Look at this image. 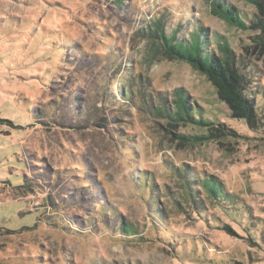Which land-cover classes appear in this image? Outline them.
Masks as SVG:
<instances>
[{"label": "rangeland", "instance_id": "1", "mask_svg": "<svg viewBox=\"0 0 264 264\" xmlns=\"http://www.w3.org/2000/svg\"><path fill=\"white\" fill-rule=\"evenodd\" d=\"M225 1L249 24L250 4ZM210 6L0 0V264H264V53ZM156 22L185 40L200 27L216 54L224 37L256 127L204 75L155 51ZM201 47L207 56L206 37ZM176 89L236 134L176 139L204 132L155 112ZM185 176L211 177L217 197L193 184L186 198Z\"/></svg>", "mask_w": 264, "mask_h": 264}, {"label": "trees", "instance_id": "2", "mask_svg": "<svg viewBox=\"0 0 264 264\" xmlns=\"http://www.w3.org/2000/svg\"><path fill=\"white\" fill-rule=\"evenodd\" d=\"M254 8L253 17L249 24L245 22L238 8L225 0H210V10L213 15L225 21L228 25L242 31L251 30L254 34L250 37V43L244 45L258 49L264 53V0H243ZM156 52H160L165 58L177 60L190 65L195 71L204 75L216 89L219 99L229 108L234 118L243 120L250 129L256 127V116L253 101L246 95V80L240 68L237 66V58L229 47L224 37L219 36L216 43L217 54L208 49L211 39L206 32L196 27L191 36L185 40L177 36V31L165 32L164 25L156 22L152 29L147 31ZM203 37L207 38V48L204 56L201 43ZM174 105L170 107L166 101L163 105L156 106L155 112L167 118L170 127L187 125L203 129L204 132L193 135L175 134L176 139L186 141L190 144H202L209 142H220L224 137L236 134L227 128L222 122H215L209 118H203L200 107L191 103L188 95L181 89L174 91ZM188 173H186L187 175ZM184 177V176H181ZM195 178L183 179L182 187L184 195L191 196V188L200 187L209 198L217 197L219 187L211 177H202L199 183ZM200 179V178H199ZM195 185L196 187L192 186ZM199 190V189H198ZM222 188V193H223ZM198 193V191H197ZM128 227L122 223V227ZM133 230H127L126 233Z\"/></svg>", "mask_w": 264, "mask_h": 264}]
</instances>
